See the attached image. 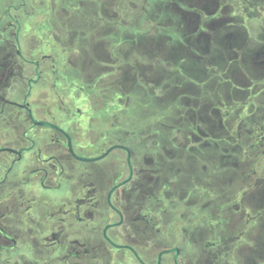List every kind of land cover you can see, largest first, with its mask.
Listing matches in <instances>:
<instances>
[{"label": "flooded vegetation", "instance_id": "af4514ba", "mask_svg": "<svg viewBox=\"0 0 264 264\" xmlns=\"http://www.w3.org/2000/svg\"><path fill=\"white\" fill-rule=\"evenodd\" d=\"M70 5L64 0L58 7L69 14ZM58 7L51 0H0V264H226L217 260L215 183L204 162L213 163L210 149L198 144L197 154L185 155L176 137L167 140L184 131L168 115L138 127L126 114L99 115L95 46L104 40L92 34L99 0L82 7V16L87 11L95 17L80 15L79 24H86L77 27L87 28L82 35L75 19L55 18ZM151 15L143 8L144 21ZM155 22L136 27L144 36L121 38L133 44L131 56L140 65L146 60L137 53L151 46L145 35L151 37L147 31ZM159 28L153 40L167 36ZM259 32L263 38L264 24ZM252 97L243 101L254 111L242 135L245 144L257 139L250 148L263 170L264 80ZM160 134L162 146H156ZM111 146L118 147L108 151ZM253 182L241 185L231 208L241 215L254 210L245 214L248 232L261 229L258 219H264L250 197L263 193L264 174ZM244 246L257 253L264 248L260 242ZM249 255L244 264H257Z\"/></svg>", "mask_w": 264, "mask_h": 264}, {"label": "rangeland", "instance_id": "374dc122", "mask_svg": "<svg viewBox=\"0 0 264 264\" xmlns=\"http://www.w3.org/2000/svg\"><path fill=\"white\" fill-rule=\"evenodd\" d=\"M70 2V13L65 14L58 7L64 0H51L59 9L55 18L75 19L76 24L72 25L82 35L87 32V28L77 27L86 24V19L79 24V17L84 14L82 7L94 6L96 0ZM261 4L264 0H99V24L92 27V34L99 35V41L104 40L95 46L99 50V115L126 114L137 127L144 120L154 124L161 116L168 115L184 131L176 136L170 134L167 140L176 137L178 145L184 146L185 155L197 154L193 148L198 144L210 149L213 163H208L207 158L204 162L209 168V178L215 183L217 260L226 264H244L245 256L251 253V248L244 246L247 241L253 246L259 242L264 245V219H258L263 222L261 229L254 227L248 232L245 214L251 215L254 210L249 209L242 215L240 208L232 210L233 203L240 200L241 185L254 181V187L264 174L261 161L254 160L256 154L250 148L257 139L252 137L245 144L242 135L244 121L254 111L253 105H244L243 101L247 96L252 99V93L264 80V37L259 36L260 26L264 24ZM143 8L152 10L147 21L142 19ZM245 10L256 18L246 16ZM85 14L82 17L89 18L87 11ZM154 20L156 27L152 25L147 31L151 37L145 35L151 46L136 45L135 50L142 46L137 53L140 61L146 60V64L140 65L131 56L133 44L121 38L144 36L137 30ZM119 24L129 28L117 31ZM132 25L139 28L134 30ZM158 26L167 36L153 40L161 32ZM79 50L84 57L89 56L88 48ZM245 52H248L246 62L243 61ZM198 55L199 63L195 61ZM132 60L136 62L135 67ZM185 61H195V64L183 67ZM166 99L169 106L164 112L162 105ZM104 125L112 126V123ZM161 135L156 146H162ZM261 192L264 193V187ZM263 193L251 192L250 196L262 213ZM245 229V236L239 240L240 232ZM222 247L224 250H220ZM258 253L262 257L257 264H264V248Z\"/></svg>", "mask_w": 264, "mask_h": 264}, {"label": "trees", "instance_id": "16d2710c", "mask_svg": "<svg viewBox=\"0 0 264 264\" xmlns=\"http://www.w3.org/2000/svg\"><path fill=\"white\" fill-rule=\"evenodd\" d=\"M246 14H248V16L249 17H251V18H256V16L255 15H252V14H250V12H247ZM260 250H258V252H259ZM252 257H256L257 259L260 257H262L259 253H257L256 251H252L251 253H250V255H249V258H251L252 259Z\"/></svg>", "mask_w": 264, "mask_h": 264}, {"label": "water", "instance_id": "95a60500", "mask_svg": "<svg viewBox=\"0 0 264 264\" xmlns=\"http://www.w3.org/2000/svg\"><path fill=\"white\" fill-rule=\"evenodd\" d=\"M115 147H118V146H111V147L108 149V151L114 149ZM108 151H107V152H108Z\"/></svg>", "mask_w": 264, "mask_h": 264}]
</instances>
